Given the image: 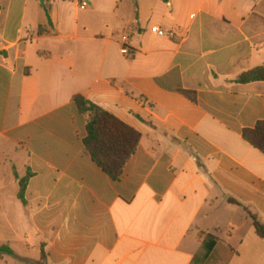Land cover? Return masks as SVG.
Masks as SVG:
<instances>
[{
	"label": "crops",
	"instance_id": "0c3cea01",
	"mask_svg": "<svg viewBox=\"0 0 264 264\" xmlns=\"http://www.w3.org/2000/svg\"><path fill=\"white\" fill-rule=\"evenodd\" d=\"M259 68L264 0H0V264H264ZM75 96L140 136L116 182Z\"/></svg>",
	"mask_w": 264,
	"mask_h": 264
},
{
	"label": "trees",
	"instance_id": "16d2710c",
	"mask_svg": "<svg viewBox=\"0 0 264 264\" xmlns=\"http://www.w3.org/2000/svg\"><path fill=\"white\" fill-rule=\"evenodd\" d=\"M264 81V69L259 68L238 76L233 83L248 84ZM181 94L189 96L188 92L180 91ZM73 102L81 114L86 116V133L84 146L89 152L95 165L100 168L112 181L119 180L125 165L133 155L138 145L140 136L134 130L118 121L109 113L101 110L81 96L73 97ZM242 139L254 149L264 155V122H259L252 130H244ZM15 178L16 175H15ZM29 176L19 181L18 199L24 204L23 193ZM234 203L233 200H228ZM237 205V204H236ZM251 227L258 238L264 240V225L258 220L257 216L248 213ZM210 244H204L202 259L195 257L193 264H204L213 251L216 240L212 236H207ZM13 257V252L8 247L0 248V258L2 256ZM45 254L41 250V255L37 262L27 261L26 264H46Z\"/></svg>",
	"mask_w": 264,
	"mask_h": 264
},
{
	"label": "built area",
	"instance_id": "2783aa9c",
	"mask_svg": "<svg viewBox=\"0 0 264 264\" xmlns=\"http://www.w3.org/2000/svg\"><path fill=\"white\" fill-rule=\"evenodd\" d=\"M80 10H85L86 4L82 3L79 6ZM151 33L157 34V35H163V33L158 29V28H152ZM128 42H129V34L126 32H122L121 38H120V43H121V48H120V53L123 56H126L129 54V48H128Z\"/></svg>",
	"mask_w": 264,
	"mask_h": 264
},
{
	"label": "rangeland",
	"instance_id": "374dc122",
	"mask_svg": "<svg viewBox=\"0 0 264 264\" xmlns=\"http://www.w3.org/2000/svg\"><path fill=\"white\" fill-rule=\"evenodd\" d=\"M228 256H229L228 251L226 250L225 247L222 246V248L216 253V256L211 264H224L227 261ZM33 262H37V261H33Z\"/></svg>",
	"mask_w": 264,
	"mask_h": 264
}]
</instances>
